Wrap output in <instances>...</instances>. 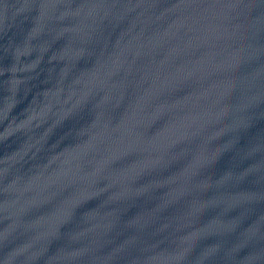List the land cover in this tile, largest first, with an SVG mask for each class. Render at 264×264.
Returning <instances> with one entry per match:
<instances>
[{
  "label": "water",
  "instance_id": "obj_1",
  "mask_svg": "<svg viewBox=\"0 0 264 264\" xmlns=\"http://www.w3.org/2000/svg\"><path fill=\"white\" fill-rule=\"evenodd\" d=\"M0 264H264V0H0Z\"/></svg>",
  "mask_w": 264,
  "mask_h": 264
}]
</instances>
